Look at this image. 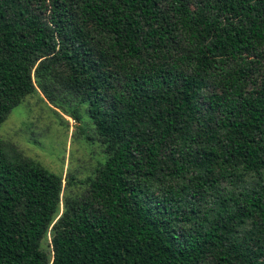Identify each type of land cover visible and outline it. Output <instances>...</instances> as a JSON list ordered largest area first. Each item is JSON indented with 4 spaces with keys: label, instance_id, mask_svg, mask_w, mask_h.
<instances>
[{
    "label": "trees",
    "instance_id": "16d2710c",
    "mask_svg": "<svg viewBox=\"0 0 264 264\" xmlns=\"http://www.w3.org/2000/svg\"><path fill=\"white\" fill-rule=\"evenodd\" d=\"M36 90L103 161L0 141V264H264V0H0V124Z\"/></svg>",
    "mask_w": 264,
    "mask_h": 264
},
{
    "label": "rangeland",
    "instance_id": "374dc122",
    "mask_svg": "<svg viewBox=\"0 0 264 264\" xmlns=\"http://www.w3.org/2000/svg\"><path fill=\"white\" fill-rule=\"evenodd\" d=\"M79 123L51 106L36 90L14 107L0 124V141L11 146L27 159L62 178L71 175L83 181L103 161L102 148L93 135L84 109L79 107ZM90 137V139H86ZM264 177V172H263ZM85 186L75 184L60 194L81 195ZM40 249L50 257L49 234L40 243Z\"/></svg>",
    "mask_w": 264,
    "mask_h": 264
}]
</instances>
